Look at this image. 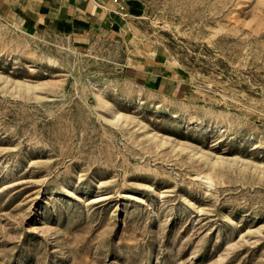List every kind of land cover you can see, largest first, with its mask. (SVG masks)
Here are the masks:
<instances>
[{
  "label": "rangeland",
  "instance_id": "rangeland-1",
  "mask_svg": "<svg viewBox=\"0 0 264 264\" xmlns=\"http://www.w3.org/2000/svg\"><path fill=\"white\" fill-rule=\"evenodd\" d=\"M140 1L0 16V264H264V0Z\"/></svg>",
  "mask_w": 264,
  "mask_h": 264
},
{
  "label": "crops",
  "instance_id": "crops-1",
  "mask_svg": "<svg viewBox=\"0 0 264 264\" xmlns=\"http://www.w3.org/2000/svg\"><path fill=\"white\" fill-rule=\"evenodd\" d=\"M108 6L132 18L144 12L140 0H0V16L45 33L81 35L91 30L95 20L107 24L108 16L110 24L117 23L106 13Z\"/></svg>",
  "mask_w": 264,
  "mask_h": 264
},
{
  "label": "bare ground",
  "instance_id": "bare-ground-1",
  "mask_svg": "<svg viewBox=\"0 0 264 264\" xmlns=\"http://www.w3.org/2000/svg\"><path fill=\"white\" fill-rule=\"evenodd\" d=\"M164 27H166V26H164ZM98 97H99V96H98ZM140 101H141V100H140ZM119 115H120V114L117 112V113H116V116L119 117ZM205 178H207V177H205Z\"/></svg>",
  "mask_w": 264,
  "mask_h": 264
}]
</instances>
